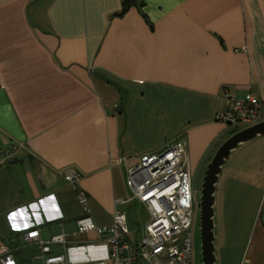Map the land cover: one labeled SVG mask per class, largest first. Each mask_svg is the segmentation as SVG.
Returning <instances> with one entry per match:
<instances>
[{
	"label": "crops",
	"instance_id": "1",
	"mask_svg": "<svg viewBox=\"0 0 264 264\" xmlns=\"http://www.w3.org/2000/svg\"><path fill=\"white\" fill-rule=\"evenodd\" d=\"M226 89L255 95L264 118V0H0V158L19 146L0 164V238L23 245L31 228L43 239L74 232L84 210L63 178L70 168L98 225L145 206L125 200L141 154L185 138L191 176L206 170L229 128L214 118ZM256 138L264 174V134ZM219 178L216 264H264V183L238 246L240 221L226 233ZM80 239L67 251L73 264L105 256L98 235ZM23 249L39 252L21 248L18 263Z\"/></svg>",
	"mask_w": 264,
	"mask_h": 264
},
{
	"label": "built area",
	"instance_id": "2",
	"mask_svg": "<svg viewBox=\"0 0 264 264\" xmlns=\"http://www.w3.org/2000/svg\"><path fill=\"white\" fill-rule=\"evenodd\" d=\"M224 95L225 104L215 113V120L237 128L253 125L263 119L261 102L252 93L236 97L226 89ZM18 148V145L6 148L0 164L10 161ZM63 178L76 190L84 210L76 219L75 231L71 234L61 232L43 239L38 228H31L22 234L23 245L7 243L0 238V264H18L17 255L21 248L31 245L39 250L38 254L31 256V264H37V261L38 264H73L67 251L79 247L83 242L80 237L88 233H95L101 238L106 254L89 260L87 264H192L196 202L185 138L168 141L158 150L141 154L137 163L127 168L129 195L125 200L139 201L149 212L140 239L130 238L125 211L114 210L109 224H96L87 214L88 196L78 187L82 174L70 168ZM54 245L62 247L63 251L53 252Z\"/></svg>",
	"mask_w": 264,
	"mask_h": 264
},
{
	"label": "rangeland",
	"instance_id": "3",
	"mask_svg": "<svg viewBox=\"0 0 264 264\" xmlns=\"http://www.w3.org/2000/svg\"><path fill=\"white\" fill-rule=\"evenodd\" d=\"M246 126L247 125H241L237 128L229 127L223 133L221 142L223 143L231 134ZM259 139L260 138H256L239 145L232 153L231 157L226 161L225 165L223 166L222 174L219 178V192L217 197L218 202L222 197V191L224 193L226 191L225 214L224 216H222L228 222V224H225L226 233L232 231V229L236 225V220L240 221V223L236 225L237 229L234 231L233 235V241L236 242L237 245L239 243L238 246L242 245L246 237L250 235L252 227L253 225H255L260 213L258 203L261 194V186L264 183V174H262L261 165L258 161L257 156L258 147H260L259 141H261ZM221 142H219L217 147L222 144ZM204 173L205 168L203 166L196 172H194L191 176V185L196 202V217L193 226V255L191 258L192 264H202L199 202ZM228 173L229 175H227ZM232 176H235V178H233ZM215 209L216 211H218V215L215 219L216 224V222L219 223L220 219L219 203L215 207ZM129 214L131 216V218L128 217V226L130 232L134 237L136 236L137 239H140L144 230L145 222L149 218L148 211L142 204H137L136 208L134 210L132 209L131 213ZM221 232L222 228L218 227L216 233L219 234V237ZM216 233L214 235H216ZM220 241L221 238L217 240V246L219 245ZM30 258V251L27 249H23L21 261H19L18 264H31ZM36 263L38 264L39 262L37 261Z\"/></svg>",
	"mask_w": 264,
	"mask_h": 264
},
{
	"label": "water",
	"instance_id": "4",
	"mask_svg": "<svg viewBox=\"0 0 264 264\" xmlns=\"http://www.w3.org/2000/svg\"><path fill=\"white\" fill-rule=\"evenodd\" d=\"M264 134V118L231 134L216 150L208 163L199 202V223L202 264H215V235H214V203L216 184L222 167L229 159L232 151L239 145L251 141L258 135Z\"/></svg>",
	"mask_w": 264,
	"mask_h": 264
},
{
	"label": "trees",
	"instance_id": "5",
	"mask_svg": "<svg viewBox=\"0 0 264 264\" xmlns=\"http://www.w3.org/2000/svg\"><path fill=\"white\" fill-rule=\"evenodd\" d=\"M129 1H133V0H126V2H128V3H129Z\"/></svg>",
	"mask_w": 264,
	"mask_h": 264
},
{
	"label": "snow or ice",
	"instance_id": "6",
	"mask_svg": "<svg viewBox=\"0 0 264 264\" xmlns=\"http://www.w3.org/2000/svg\"><path fill=\"white\" fill-rule=\"evenodd\" d=\"M14 215V214H13Z\"/></svg>",
	"mask_w": 264,
	"mask_h": 264
}]
</instances>
